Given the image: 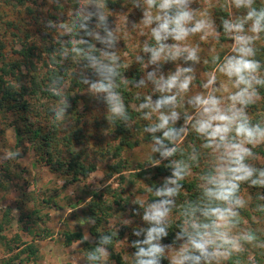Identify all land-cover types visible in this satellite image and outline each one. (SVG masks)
Instances as JSON below:
<instances>
[{
	"label": "trees",
	"instance_id": "trees-1",
	"mask_svg": "<svg viewBox=\"0 0 264 264\" xmlns=\"http://www.w3.org/2000/svg\"><path fill=\"white\" fill-rule=\"evenodd\" d=\"M31 1L36 2L0 0L1 25L4 24L1 10L6 6L27 9L28 15L32 17L34 12L28 8ZM197 1L191 0L189 5L193 18L197 17L196 11L208 7L205 0L203 4ZM216 1L217 5L212 6L211 17L216 21L220 42H229L231 35L226 34L222 26L223 20H231L228 0ZM76 7L80 6L77 4ZM253 7H264V0H253ZM62 9L58 6L55 10ZM145 12H150L153 16L159 14L157 8H149V0H104L88 16L76 15L75 18L64 19V23L68 21V32L59 35L56 42L50 36H44L38 42L33 40L22 19L5 24L4 35L8 30L12 34L10 37H0V136L6 139L9 131L14 147L8 160L2 159L0 155V202L4 196L19 191L20 187L17 185L21 181L28 182L21 173L23 168L20 162L26 157L33 159L32 167L62 179L66 186H80L101 168L110 177L117 175L120 184L115 189L108 186L102 192L82 189L76 202H71L70 207L75 210L78 224H83L87 230L78 225L76 229L66 228L60 233L50 226L53 220L48 211L63 209L59 204L61 194L57 192L55 196L45 199L40 208L36 205L30 206L33 194H27L21 188L20 201L15 200L13 204L3 206L0 204V264H46L45 255L41 251L43 241H54L64 249H70L77 243L80 245L82 264H136L138 248L135 242L145 240L146 232L137 236L131 231L128 237L126 231L131 229L128 226L120 229L108 228L115 213H124L131 204L133 197L129 194L135 197L136 193H148L147 205L163 199L173 201L169 205L168 213L172 218H166L162 225L167 235L154 241L164 248L159 264H173L165 253V247L183 248L186 244L187 235H180L188 227L185 223L188 219L185 212L191 207L206 203L203 197L206 187L204 177L214 168L210 164H204L200 168V162L204 163V158L212 156L214 152L205 147L204 138L195 131L187 134L184 138L185 144L177 145L184 132L175 141H165L166 147L177 149L173 156L163 157L160 151H155L151 156V164L149 161H138L134 166L137 169H131L135 161L130 153L136 148L142 144L151 145L153 149L161 148L156 143V138H162L164 130H157L155 133L145 130L155 124L158 114L152 113L146 119L145 116L151 109L140 107L146 103V97L151 96L155 102L162 95L156 91L154 82L149 79V73H155L158 79L160 76L167 78L172 72L166 73V66L163 64L151 63V53L145 52V46L141 45L137 53L132 52L131 62L126 66L117 60L113 50L116 46L108 48L106 42L107 40L112 45H117V30H114L113 24L115 14L128 13L129 17L135 15L134 21H143ZM101 15L105 17L103 21L100 20ZM55 19L57 20L56 17ZM194 22L193 19L189 24ZM132 26L137 28L135 24ZM148 27L150 38L146 45L155 47L152 29L156 27V22L148 24ZM259 34L264 39V32ZM14 41L20 43V49L11 44ZM164 43L179 44L172 38ZM105 57H109V60L105 61ZM254 59L259 61V73L264 77V45L259 47ZM166 61L173 63L174 60ZM210 62L212 61L209 59L204 62L203 70L212 69ZM107 68L112 71L107 72ZM106 75L108 80H105ZM101 81L111 83V91L118 95L124 105V115H114L110 111L108 98L95 99L93 93L87 90L88 82L92 85ZM141 81L144 83L141 84ZM256 89L263 96L264 104V85H256ZM103 93L108 96V93ZM247 106L253 105L248 103ZM187 109L189 107L180 94L175 106L179 118L173 125L177 130L184 127L186 117L189 116ZM171 110L172 106L161 109L163 112ZM57 113H61L59 118ZM260 116L263 118L262 114ZM250 122L264 124V120ZM257 152L264 155L261 148ZM175 162L187 165V174L178 181L180 187L177 194L172 197L156 196V190L163 188L168 178H174ZM251 166L264 169V164ZM142 183L145 187L141 186ZM84 194L88 196H83ZM238 195L244 204L236 209L235 223L232 224L236 228H243L244 224L248 228L250 226L252 244L244 243L237 249H226L224 252H227V256H224L223 263L264 264V253L259 247L261 238L256 236L259 232L253 228L259 230V225L264 222V186L252 185L248 181L241 182ZM43 204L48 207L45 208ZM137 206L138 212H134V217L138 220V226L134 230L151 227L143 219L146 207L140 206L139 202ZM197 217L203 219L198 213ZM15 222L17 231L13 230ZM104 236L111 238L109 243H101ZM25 237L28 239H24ZM127 238L130 241L129 249L120 250L119 244ZM97 248L105 250L103 256L97 261L89 260V254L94 253ZM193 254L200 255L198 251ZM65 264L75 263L69 261ZM185 264L193 262L186 261ZM200 264H209V261L202 258ZM210 264H217V258L212 259Z\"/></svg>",
	"mask_w": 264,
	"mask_h": 264
},
{
	"label": "clouds",
	"instance_id": "clouds-1",
	"mask_svg": "<svg viewBox=\"0 0 264 264\" xmlns=\"http://www.w3.org/2000/svg\"><path fill=\"white\" fill-rule=\"evenodd\" d=\"M190 2L191 0H149V8L155 7L159 10V14L155 16L145 12L143 21L146 25L156 22V27L152 29L156 46L146 45L144 48L145 52L151 53V63L162 59L176 60L181 56L185 61L199 59L196 48L181 47L178 43L171 45L164 43L169 38L177 42L183 41L190 34L201 32L209 27L208 22L203 19L189 24L193 21ZM234 4L237 8L247 9V12L243 20L222 21L224 32L231 35L234 40L232 48L234 54L225 56L219 65V71L232 81L236 89L227 97L230 103L222 106V98L213 93L196 94L188 100V103L196 109V114L195 117L187 116L186 123H191L195 132L204 138L205 147L212 149L217 155L214 168L204 177L206 187L203 190V197L206 203L203 206L191 207L185 212L188 217L185 223L188 227L180 235H187L188 240L174 258L173 264H185L186 261L200 264L202 258L210 264L212 259L223 256L226 249L235 247V239L224 229L235 223L236 209L244 204L243 199L238 195L240 183L248 181L252 185L264 186V169L253 168L246 162L252 153L244 143L253 144L264 139V127L260 124H252L244 113V106L250 103L255 95L253 86L264 85V77L257 75L260 63L254 59L255 49L252 46L254 35L264 32V7H253V0H234ZM104 19L105 17L101 15L100 20ZM246 24H248L247 31ZM248 32L254 35H248ZM215 59L218 60L219 57ZM106 71L110 73L112 69L107 68ZM192 71L191 67H178L167 78L160 76L158 79L155 73H149V79L154 82L156 91L162 95L155 102L152 101L151 96L146 97V103L141 104L140 107L151 109V112L146 114V119L150 118L152 113L158 114L155 124L145 130L153 133L164 130L163 137L156 138V143L161 145V148L153 149V151H160L163 157L173 156L177 151L175 147H166L165 141H175L186 131L184 127L177 130L173 125L179 118V113L175 110L178 96L189 90L193 80L189 73ZM108 79L106 75L105 80ZM140 83L143 84L144 81ZM215 84L216 77L209 75L203 87L210 88ZM91 87L94 91L108 93L110 111L114 115H124V105L118 95L111 91L110 82L93 83ZM167 106H172L170 112L161 111ZM61 113H57L58 118ZM186 174L187 165L183 162H175L174 178H168L164 187L156 190L155 195L158 197L176 195L180 187L178 181L182 180ZM169 185H175V187ZM172 203L170 199H163L146 206L143 219L151 227L134 230L137 236L146 232L145 240L135 242L138 248L136 264H159V257L163 254L164 248L154 241L167 235L162 225L170 211L169 205ZM197 213L203 219H199ZM242 238L247 240L250 236ZM110 239L104 236L101 243H109ZM196 251L200 253L199 256L193 254ZM104 252L103 248H97L94 253L89 254L88 259L97 261Z\"/></svg>",
	"mask_w": 264,
	"mask_h": 264
},
{
	"label": "rangeland",
	"instance_id": "rangeland-1",
	"mask_svg": "<svg viewBox=\"0 0 264 264\" xmlns=\"http://www.w3.org/2000/svg\"><path fill=\"white\" fill-rule=\"evenodd\" d=\"M103 1L104 0H36L34 3L31 1L28 3V8L32 9L34 12L32 17L31 15H28V12L26 11L27 9H22L21 7L15 9L16 7L14 6H10V8L9 6H6L1 10V15L3 18L2 22H4V24L1 25L0 23V37L3 38L11 36V30L6 31V34L4 35L5 24L8 21L22 19L33 40L38 42L41 41L44 36H50L56 42L59 35L66 34L68 32V21L64 23V19L69 20L71 18H75L76 15L88 16L90 12ZM197 2H201L203 4V0H198ZM204 2L208 3V7L204 8L203 10L200 9L199 11H196L195 14L197 17L193 19L195 21L201 19L206 20L209 24V27L201 32L190 34L185 40L179 41L181 47L187 46L190 48H196L199 59L197 61H185L183 56H181L180 58L174 60L175 62L173 61V63H169L164 59L154 63L157 65H165L166 73H173L178 67H191L193 69V71L189 73V75H192L193 77L190 88L187 92L181 93L183 95V99L185 100V104H187L189 107V109L186 110V113H189L188 115L193 117H195L196 109H194L192 105L188 103V100L191 96L196 94L213 93L222 98V106H227L230 103L227 100L229 93L236 90L232 85V81L225 74L219 71V65L223 62L224 57L234 54L232 52L234 40L231 36V40L229 42H220V33L217 31L216 21H214V19L211 17L213 12L212 6L217 5L218 1L205 0ZM77 4L80 6L79 8L76 7ZM228 4L230 19L232 21L243 20L247 9L237 8L234 4V0H228ZM58 6L63 8L62 11L55 10ZM20 11L22 14H19ZM113 19L114 30H117V34H115L117 38V45H112L107 40L106 42L108 43V48L116 46L115 48L113 47V50L114 54H116L117 60L127 66L131 62L130 56L133 55L132 52L137 53L140 45L142 47L146 46V43L150 38L149 27L143 22L144 20L134 21L135 15L133 17H129L128 13L115 14ZM134 24L137 26V28L132 26ZM247 28L248 24L245 26L246 31ZM248 35L254 34L248 32ZM11 44H13L16 49L21 48L20 43H17V41L11 42ZM263 45L264 39L261 37V35H254L252 46L255 49V57L259 51V47ZM216 57H219V59H215ZM207 59L212 61L209 63L212 69L205 71L203 70V65ZM104 60H109V57H105ZM215 62L217 63L215 64ZM150 66L154 68L153 65ZM85 72L86 70L83 73ZM209 75H214L216 77V84L210 88H204L203 85L206 83ZM257 75L260 76L259 71L257 72ZM88 79L89 77H87V80ZM87 85V90L93 93L95 99L101 98V100H107L108 96H106L103 92L94 91L89 82ZM253 87L255 89V95L250 102L253 106L248 107V104L244 106V113L246 114L249 121L264 120V104L262 101L263 96L256 89V85ZM85 93L86 91L84 94ZM260 114H262L263 118L260 116ZM262 123L263 122H261V126L264 125ZM184 128L186 129L185 134L183 135L180 143H177V145L185 144L186 140L184 138L187 136V134L189 132L191 133L195 131L192 128L191 123H186V121L184 122ZM9 134L10 133L8 131V136L6 139L0 136V155L4 160H8L11 149L14 147V141ZM244 143L246 147L251 149L252 153L251 156L247 158V163L249 165H263L264 155L261 152H257V150L261 148L264 151V139L258 140L253 144H247V142ZM154 152L155 151H153V147L151 145L142 144L140 147L136 148V150L130 153V155L134 157L133 160L135 161L131 169L133 171L137 169L134 166L138 161H149V164H151V156L154 154ZM216 155L217 153L214 152L212 156L205 157L204 163L200 162V168L204 166V164L215 166ZM20 162L23 168V172L21 173L24 178H27L28 182L21 181L19 186L17 185V187H20L18 188L19 191H13L10 195L4 196L0 202L1 206L13 204V201L15 200L20 201L22 194L21 188H23L27 194H33V200L29 204L30 206L36 205V207H40L42 202L45 199H48L50 196H55L56 194L60 193L61 199L59 204L62 205L63 209H54L48 211L53 220L50 226L59 233L66 228L76 229L78 225L80 228L82 227L84 230H87V227H84L83 224H78L74 214L75 210L70 207V203L76 202V199L81 194L82 189L91 192H102V190H105V188L108 186H111L113 189H115L119 187L120 184L117 175L110 177L108 172L101 168L98 172L93 173L80 186H66L62 179H57L49 172L43 171L40 168L32 167L33 159L31 157H26L20 160ZM25 172H28V174ZM126 174L128 175L129 173ZM141 186L145 187V184L142 183ZM129 195L133 197L131 204L127 206L124 213H115V217L111 219L108 228L120 229V227L128 226L131 228L129 231H126L128 234L131 231H134V228L138 226V220L134 217V212H138L137 208L139 206H137V203L139 202L140 206L143 204L142 207H146L147 203L149 202V196L148 193L144 195H139L136 193L135 197L134 195ZM83 196H88V194H84ZM43 206H45V208L48 207L47 204H43ZM169 217L172 218V216L168 214L166 218ZM121 224L123 225L121 226ZM242 227L243 228H236L235 224H230L224 229L235 239V249L243 246L244 243L252 244L250 239L246 240L242 238L245 236H250V238L252 237L250 232L251 227L249 226L248 228L246 224L242 225ZM253 228L256 230V232H259L256 234V236L261 238L259 247L262 249V253H264V222H261V225H259V230H257L255 227ZM13 230H18L16 222L13 225ZM130 235L131 234H128L127 236L130 237ZM24 239L28 238L25 237ZM79 246L80 245L76 243L70 249H64L60 244H56L54 241H43L41 242V251L45 255L46 264H65L69 261L75 264H82V255L79 254ZM129 247L130 241L128 238L119 244L120 250H128ZM181 250L182 248H174L170 246L165 247V253L172 262ZM126 256H128V253H126ZM224 256H227V252H224L223 256L217 258V264H224Z\"/></svg>",
	"mask_w": 264,
	"mask_h": 264
}]
</instances>
